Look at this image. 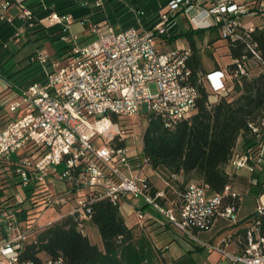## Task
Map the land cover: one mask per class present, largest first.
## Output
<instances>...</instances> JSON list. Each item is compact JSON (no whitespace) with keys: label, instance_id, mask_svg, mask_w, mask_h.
I'll list each match as a JSON object with an SVG mask.
<instances>
[{"label":"built area","instance_id":"2783aa9c","mask_svg":"<svg viewBox=\"0 0 264 264\" xmlns=\"http://www.w3.org/2000/svg\"><path fill=\"white\" fill-rule=\"evenodd\" d=\"M103 1L94 0V3L100 5ZM162 3L147 24L141 18L143 10L128 4L136 24L120 29H115L106 19L93 22L83 17L78 20L80 29L76 31L71 26L73 15L55 10L39 19L44 25L59 24L61 40L70 43V49L66 58L55 59L44 47L37 48L30 60L44 67V80L13 92L6 103L7 111L17 116L0 126V165L10 161L18 149L21 151L14 157L19 182L13 188V199L8 206L0 207L1 222L8 231L0 237V264L16 261L18 249L28 236L29 229L19 224L13 209L24 195L23 187L32 181L43 184V209L56 210L69 201L71 192L67 184L84 191L67 213H75L79 219L89 217L90 203L96 197L109 198L120 206L133 199L131 214L141 224L153 218L149 208L190 239L219 250L232 264H264V201L255 207L242 250L228 251L200 240L193 229H209L216 215L235 221L237 211L233 205L222 206L219 194L208 193L207 186L196 181L186 183L183 191L166 203L167 191L150 181L144 171L147 164L129 161V156H137L139 152L125 145L110 144L120 132L111 114L127 117L142 110L146 116L162 115L168 125L190 116L194 110L198 90L188 81L190 69L186 62L190 49L164 48L177 27L179 14L192 9L190 19L199 16L195 24H208L211 21L206 16L212 15L222 37L243 40L260 59L249 40L256 25L244 24L242 17L264 16V0L249 3L164 0ZM12 8L16 9L15 13L11 12ZM15 18L21 23L14 26L12 36L19 39L34 24L32 11L23 0H0V19L12 22ZM84 31L94 38L79 43L78 35ZM244 72L242 63L237 62L232 74ZM226 79L225 69L208 71L202 77L208 91L215 95L226 92ZM150 82L155 84V92L150 90ZM250 128L257 139L255 149H246L236 157L235 164L252 171L255 165L264 163V117ZM54 180L63 181L66 188L54 191ZM95 187L99 188L96 196L88 195L86 191ZM13 229L16 234L12 236Z\"/></svg>","mask_w":264,"mask_h":264},{"label":"trees","instance_id":"16d2710c","mask_svg":"<svg viewBox=\"0 0 264 264\" xmlns=\"http://www.w3.org/2000/svg\"><path fill=\"white\" fill-rule=\"evenodd\" d=\"M240 1L249 3L253 0ZM23 2L31 9L35 18L34 24L26 28L25 42L41 40L34 50L16 59V51L9 48V42L16 40L12 34L14 26L18 24L14 22L15 19L12 22L0 19V78L7 83L5 88L11 93L20 92L31 83L44 80V67L32 62L30 58L37 48L43 47L45 41L53 49L51 58L64 59L69 54L70 43L61 40L60 25H44L39 21L51 11L71 13L74 21L83 17L93 22L106 19L115 29H120L136 24L128 4L143 10L141 18L147 24L154 18L159 4H163L164 0H104L100 5H96L94 0ZM176 31L177 28L170 33V39L183 34L189 42L190 54L186 62L190 69L188 81L198 90L194 110L190 116L168 125L162 115L149 113L141 134V151L137 156H129V161L134 163L139 160L152 169L164 167L172 174L182 173L180 192L186 183L196 181L205 184L208 193L219 194L222 206L233 205L237 211L240 193L232 189V177L226 172L224 165L232 157L239 136L246 149H255L257 139L250 125L259 124L264 117V16L261 24L250 32L249 38L260 59L255 57L243 40L220 35L226 40L232 61L224 68L227 71V90L219 94L214 102L209 101L210 92L202 80L204 67L192 38V30L188 29L184 33ZM82 41L83 39L79 40ZM239 61L245 72L233 75ZM110 117L118 123L120 130L110 144L123 146L129 132L128 127L121 122L123 117L112 114ZM16 162L17 159L12 158L0 165V192L11 186L8 173L17 178L13 184L19 182ZM253 183L257 184L258 180ZM67 189L71 193L78 191L76 186L68 184ZM42 190V183L32 181L23 187L29 207L24 208L21 201L14 206L17 217L24 211L27 214L26 229L32 226V219L36 216L30 214L43 210ZM98 191L99 188L95 187L86 192L96 196ZM12 199V193L0 196V207L8 206ZM88 219L98 230L101 247L92 242L83 231L85 219H79L75 213L65 214L47 225L29 229L28 236L18 249L17 260L6 264H158L160 249L155 246L146 224L136 222L128 226L118 203H113L106 197H96L90 203ZM249 226L242 228L246 240ZM196 230L193 229L194 235ZM4 235L0 230V237Z\"/></svg>","mask_w":264,"mask_h":264},{"label":"crops","instance_id":"0c3cea01","mask_svg":"<svg viewBox=\"0 0 264 264\" xmlns=\"http://www.w3.org/2000/svg\"><path fill=\"white\" fill-rule=\"evenodd\" d=\"M16 9L12 8L11 12L15 13ZM193 10L189 9L188 12H184L178 15L177 17V33H184L186 30H192V38L195 41L196 46L198 47V53L200 59L202 61V65L204 67V75L206 72L215 70V69H224L226 64L232 61V58L228 54V47L226 45V40L220 37L219 28L213 24V16L207 15L206 18L211 21L208 24L204 22H199L195 24L194 22L199 19V16L193 15V21L190 19L192 16ZM14 22L16 24L20 23L18 18H15ZM242 22L244 24H249L250 22L254 23L256 26L260 25L262 22V17L260 16H247L244 15L242 17ZM77 30V29H76ZM203 35V43L211 48L210 59L203 60L200 53L202 49L200 45L197 43V35ZM184 35L181 34L176 38L168 39L167 44L164 48H171L175 46H183L189 47V42L187 38L186 44H176L177 40H180V37ZM26 34L19 39L13 40L9 42V48L12 51H16L14 57L22 49L25 44ZM21 39V42L18 43V40ZM171 41L174 43L171 45ZM37 44L35 45V47ZM35 47L32 49L34 50ZM31 50V51H32ZM225 50V52H223ZM29 51V52H31ZM27 52V53H29ZM26 53V54H27ZM24 56V55H23ZM21 56V57H23ZM224 56V58H223ZM20 57V58H21ZM19 59V58H18ZM18 65V63H16ZM208 89V85H205ZM5 82L2 78H0V126L8 121V119L14 118L17 116V113H10L6 109V103L11 98L12 93L8 92L5 88ZM218 95L210 93L209 101L214 102L217 100ZM246 152V148L243 146L242 137L239 136L236 145L234 147V152L230 160L224 165L226 172L232 177V189L240 193V201L237 209V217L236 222L229 221L225 217L221 215H216L209 229H197L195 231L196 237L200 240L207 241L208 243H212L214 245L219 246L220 248H224L231 252H238L242 250L245 245V234L243 232V226H249L251 224L252 218L254 216L255 207L259 201H264V163L257 164L254 166L253 170L250 171L246 166H236L235 159L238 156L243 155ZM145 173L148 175L150 181L157 188H163L167 191V199L166 203H171L180 192V184L183 180L182 173L175 174V178H171L172 173H170L164 167H158L156 169H152L148 166L144 168ZM258 180V183H253ZM160 182L161 184H158ZM253 183V184H252ZM52 185H56L59 191H62L66 188V183L59 180H54ZM84 192L83 189L78 190L70 194H75L76 198ZM246 195H252L255 199V205H250L248 202L243 201V197ZM0 196H5L3 191L0 192ZM74 200V203H75ZM134 202L133 199H129L126 203L121 204L120 210L125 219V222L128 226H132L135 224L137 219L134 222H128L127 217L133 215L131 214V205L130 203ZM74 203H70L68 201L62 207H60L57 211L55 218L58 215H65L71 209ZM27 208V207H24ZM149 212L152 213L153 218L146 222V228L149 231V234L157 248L160 249V260L158 264H194L192 260H188L187 262L180 263L178 262V258L180 257V249L183 252H190L192 250H207L208 252H217L218 257L215 260L214 264H232L228 259L222 256L221 252L217 249H212L206 246H203L196 241L190 239L183 233L179 232L175 227L165 223L161 217L156 215L154 211L147 208ZM42 211V210H41ZM36 215L35 218L32 219V225H35V219L38 216V213L30 214ZM26 216L27 214L21 212L18 214L19 224L24 228L26 225ZM54 218V219H55ZM136 218V217H135ZM52 221V220H50ZM49 221H47L46 225ZM2 223V222H1ZM36 226V225H35ZM42 226V225H40ZM39 227V226H36ZM0 230L3 234L7 235V229L2 225L0 226ZM83 231L88 235L90 240L96 243L99 247L102 246V241L100 235L98 233L97 228L94 224H92L89 219H85L83 223ZM172 244H175L174 249L171 247ZM172 248V249H171ZM168 253V255H167ZM182 256V255H181Z\"/></svg>","mask_w":264,"mask_h":264},{"label":"rangeland","instance_id":"374dc122","mask_svg":"<svg viewBox=\"0 0 264 264\" xmlns=\"http://www.w3.org/2000/svg\"><path fill=\"white\" fill-rule=\"evenodd\" d=\"M71 26H72L73 30L77 29L76 31H78L80 29V24L78 21H74ZM92 38H94V35H90L86 31L80 32L78 35V41L80 39H83V41L79 42V43H83V42L90 40ZM180 38H181L180 40L176 41V44L179 45V44H186L187 43V40L185 39L184 36L180 37ZM203 39H204L203 35H201V34L197 35V43L200 45V47L202 49V52L200 53V55L202 56L203 60H206V59H210L211 48L208 47L207 45H204ZM40 40L41 39L36 40V41L30 40V41L25 42L22 49L19 50V52L16 54L15 58L16 59L20 58L21 56L25 55L27 52L31 51L35 47V45L40 42ZM20 42H21V39L18 40V43H20ZM170 44L173 45L174 43L171 41ZM43 47L47 50V52L50 55H52L53 49L51 48L48 41L44 42ZM223 52H225V50ZM223 58H224V56H223ZM204 83H205V81H204ZM149 87H150V90L152 92L156 91V87H155V84L153 82L149 83ZM121 122L123 123V125L125 127H128V130H129L128 135L125 138L124 145L129 149L140 152L141 151V145H142L141 134H142V131L145 128L146 123H147L145 112H143L141 110L139 113L133 114L131 116L123 117ZM20 151L21 150L18 149L16 151V153H19ZM15 154L13 155V158L16 157L17 154L16 155ZM131 172L132 173L136 172V169L133 168ZM8 177H9V183L11 186L7 187L3 190V194L5 196H7L13 192V188L15 187V184H13V183L17 179L16 176L13 175L12 173H8ZM157 183L161 184L160 182H157ZM52 188L54 189V191H59V189H58V187H56V185H52ZM75 197H76L75 194L71 195V198L69 199L70 203H74ZM243 201L248 202L252 206L255 205V199L252 195L244 196ZM21 204L23 207H29V202H28L25 194L22 196ZM59 209L60 208H56V210H59ZM56 210L51 208V207H47V208L43 209L41 212L38 213V216L34 222L35 225L40 226V225L45 224L47 221L53 220L57 214ZM17 219H18V217H17ZM135 219L136 218L134 215L127 217V221L130 223L134 222ZM35 225L33 224L28 229L35 228L36 227ZM14 234H16V231L13 229V230H11L10 235L13 236ZM174 245L175 244L171 245V247H173V249L175 247ZM178 250L180 252V257L177 260L180 263L187 262L188 260H192L194 262V264H214L215 260L218 257L217 252H208L207 250H204V249L192 250L190 252L185 251L183 253L180 249H178ZM167 255H168V253H167Z\"/></svg>","mask_w":264,"mask_h":264}]
</instances>
